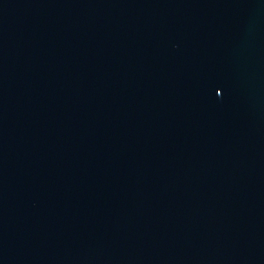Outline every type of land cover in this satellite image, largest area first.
<instances>
[{
  "label": "water",
  "instance_id": "obj_1",
  "mask_svg": "<svg viewBox=\"0 0 264 264\" xmlns=\"http://www.w3.org/2000/svg\"><path fill=\"white\" fill-rule=\"evenodd\" d=\"M0 264H264V0H0Z\"/></svg>",
  "mask_w": 264,
  "mask_h": 264
}]
</instances>
